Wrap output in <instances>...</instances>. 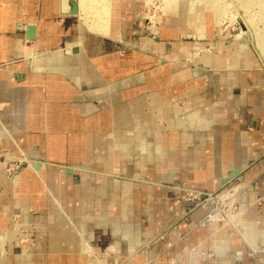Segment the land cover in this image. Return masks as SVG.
Returning <instances> with one entry per match:
<instances>
[{
	"label": "crops",
	"instance_id": "crops-1",
	"mask_svg": "<svg viewBox=\"0 0 264 264\" xmlns=\"http://www.w3.org/2000/svg\"><path fill=\"white\" fill-rule=\"evenodd\" d=\"M71 1L0 0V264H264V60L211 11L121 0L113 37ZM184 188L242 190L255 250Z\"/></svg>",
	"mask_w": 264,
	"mask_h": 264
},
{
	"label": "bare ground",
	"instance_id": "bare-ground-1",
	"mask_svg": "<svg viewBox=\"0 0 264 264\" xmlns=\"http://www.w3.org/2000/svg\"><path fill=\"white\" fill-rule=\"evenodd\" d=\"M76 1L78 2L81 12L83 13L82 15H83L84 23L87 24L90 30L96 33L114 37V34L118 32V26L114 28L113 26L115 22L117 25H119V4L121 0H76ZM162 1L163 3H165L163 4V7H161L163 12L166 13L170 11L171 12L180 11L183 5H187L189 10L192 11L199 20L202 18L203 13L205 11H213L215 13H221L219 14V16H222V14H226L228 11H230L234 13L235 18H237L236 14H239L240 16L238 15V17L242 18L243 21L247 23L248 27L251 30V34H252L251 42L253 47L261 56V58L264 60V22L263 25H260L259 28L255 26L254 22L256 21L253 22V20L251 19L252 17L251 18L246 17V14L250 9L251 4L253 2L254 4L260 3L261 0H259L258 2L257 0H192L189 1V3L183 2V0H162ZM145 3L148 12L149 5L152 4V0H146ZM156 23H157V19H156ZM153 28L154 31L157 33L158 28L155 29V26H153Z\"/></svg>",
	"mask_w": 264,
	"mask_h": 264
},
{
	"label": "rangeland",
	"instance_id": "rangeland-1",
	"mask_svg": "<svg viewBox=\"0 0 264 264\" xmlns=\"http://www.w3.org/2000/svg\"><path fill=\"white\" fill-rule=\"evenodd\" d=\"M139 1H140V4L143 5V13H142L143 15H137L135 17H134V15L132 16V20L135 21L134 28H135L136 33H139V32L144 33V34L156 33L154 31L153 26H155V29H157V26H160L162 24V19H163V16L165 15V12H163L161 7H163V4H165V3H163L162 0H152V4L149 5V10L147 12V7H146V3H145L146 0H139ZM189 1H192V0H183V2H188V3H189ZM258 1L259 0H257V2ZM223 9H225V8H223ZM249 11L247 12L246 17L247 18L252 17L251 19L253 20V22L256 21V22H254L255 26L260 28V25H263V22H264V0H261L260 3H255V4L253 2L250 6ZM211 12L215 15L216 14L218 15V16L216 15V17H217L218 26L221 29V35H228L229 37H231L235 40H239L240 42L245 43L253 51H255L256 54H258L257 51L255 50V48L253 47L252 42H251V36H252L251 30L248 27L247 23H245L242 18L238 17L239 14H236L237 18H235L234 13L230 12V11H228L226 14H222V16H219V14H221V13H215L213 11H211ZM153 17H155V18H153ZM156 19H157V23H156ZM258 56L261 58V56L259 54H258ZM11 166H16V165L15 164L10 165V167ZM184 189H183V193H182L183 198L185 196ZM192 189H194V188H192ZM195 190H199V189H195ZM199 191H201V190H199ZM202 192L203 193L201 194L200 198H204L209 194V193L204 192V191H202ZM213 195H214L213 196L214 198L211 201H209L208 203L206 202V204L205 203H199L198 199H193V200H188V201H192L196 205H201V206H207L211 203L212 204L211 209L218 207L217 208L218 218L216 219V221L217 222H220V221L226 222V220H227L226 215H227L228 210L230 208H234V209L238 208L239 204H238L237 199L242 195V190L239 189V190L230 192L231 199L228 202H225V199H219L217 194H213ZM184 199L187 200L186 198H184ZM204 216L200 219V221L204 218ZM200 221L198 222V226H204V225L200 224ZM209 223H211V222H209ZM206 224H208V223H206Z\"/></svg>",
	"mask_w": 264,
	"mask_h": 264
},
{
	"label": "clouds",
	"instance_id": "clouds-1",
	"mask_svg": "<svg viewBox=\"0 0 264 264\" xmlns=\"http://www.w3.org/2000/svg\"><path fill=\"white\" fill-rule=\"evenodd\" d=\"M231 199L230 195L225 196V202H228ZM209 221L215 224L216 216L211 215L209 217ZM226 226L231 227L236 232L240 234L242 239L247 241L251 247L255 250V242L257 239L254 226L249 225L248 223L241 220L238 215H231L227 217ZM230 241L227 239H214L212 243V250L216 254H223L228 250V246ZM200 252L198 250H193L191 256L193 258V264H198V258L200 256Z\"/></svg>",
	"mask_w": 264,
	"mask_h": 264
},
{
	"label": "built area",
	"instance_id": "built-area-1",
	"mask_svg": "<svg viewBox=\"0 0 264 264\" xmlns=\"http://www.w3.org/2000/svg\"><path fill=\"white\" fill-rule=\"evenodd\" d=\"M20 162V161H19ZM16 165V166H11L9 168V173H14L16 171L17 168H19L20 164ZM24 162V159H21V163ZM184 192H185V196L184 198H186L187 200H193V199H198L199 200V203H205L206 202L208 203L209 201H211L214 197L213 193H209L206 197L204 198H200L201 194L203 193L202 191H199V190H195V189H190V188H185L184 189ZM218 207H215L213 209H211L205 216L204 218L200 221V224L202 225H205L206 223H209V217L211 215H215L216 216V219L218 218V210H217Z\"/></svg>",
	"mask_w": 264,
	"mask_h": 264
},
{
	"label": "water",
	"instance_id": "water-1",
	"mask_svg": "<svg viewBox=\"0 0 264 264\" xmlns=\"http://www.w3.org/2000/svg\"><path fill=\"white\" fill-rule=\"evenodd\" d=\"M71 6H72L71 13L72 14H77L78 13V10H77L78 2L76 0H72L71 1ZM33 34H34V27H29V38H33ZM239 171L240 170L235 171L231 175V177L235 176Z\"/></svg>",
	"mask_w": 264,
	"mask_h": 264
}]
</instances>
